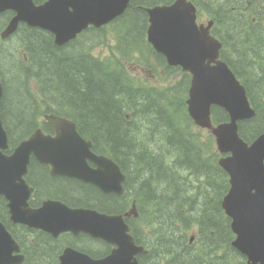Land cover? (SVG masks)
I'll list each match as a JSON object with an SVG mask.
<instances>
[{"label":"trees","instance_id":"trees-1","mask_svg":"<svg viewBox=\"0 0 264 264\" xmlns=\"http://www.w3.org/2000/svg\"><path fill=\"white\" fill-rule=\"evenodd\" d=\"M136 22L140 25L139 15L136 16ZM252 24L248 21L244 28L248 29ZM244 28L241 26L242 33L237 41L240 49L250 54L251 33ZM255 31L264 33L260 28ZM18 35L21 40L18 47L9 50L4 44H0V74L5 83L3 111L16 136L25 135L28 125L33 128L36 126V99L37 93H41L44 99L55 104L54 111L73 116L77 122L81 120V130L86 136L96 142L111 144L110 149L122 159H128L129 164L146 168L140 170L141 175L135 178L133 187L140 191L138 196L146 209L151 206L157 209L156 217L162 227L154 233L152 240L160 245L161 256H172L171 264H218L219 260L230 264L225 256L217 254V250L225 246L227 253L233 257L232 262L241 263L243 257L230 245L232 232L229 221L220 208V201L228 184L223 187L221 194L218 184L228 183V177L218 165L217 154L206 153L195 133L181 126L173 115L169 116L171 114L164 107L172 110L174 101L166 103L168 96L162 98L156 91L154 93L161 105L150 95L143 94L138 102L137 99L132 100L130 94L135 91V87L122 80L121 69H114L113 65L111 67L99 59L93 60L72 46L68 49L56 46L34 32V29L27 28ZM234 46L235 43L232 44V56L236 63L240 61V57ZM255 56L261 58L259 66L245 61L249 75L243 73L242 76L258 114V117L244 122V125L242 123L241 132L247 140L264 131V53L261 54L258 50ZM35 79L37 84L32 88V80ZM176 90L178 100L174 106L175 113L172 110V114L188 121L184 102L181 101L185 100L187 92L180 87ZM129 102L134 103L127 107L136 112L152 114L149 122L155 124L147 133L139 119L133 122L123 117L124 105ZM227 119L228 115L223 109H215L217 122ZM139 159H144V162L140 163ZM38 178L40 181L45 180L42 173ZM140 181L144 187L140 185ZM43 185L53 189L48 190L52 195L82 194L81 198H84L83 194L88 193L76 183L44 181ZM158 189H161L160 193ZM43 194L46 195L45 192ZM94 194L95 192L92 193L93 197ZM98 199L100 200L97 201L103 200L105 205H110L102 197ZM1 211L0 207V213ZM0 218L5 220L4 215ZM199 222L202 224L200 239L205 243V254L201 261L192 259L191 263H186L187 258L184 257L192 256L188 251L186 232ZM12 231L27 253L25 264L51 263L57 254L56 245L61 249L57 243L59 241L44 233L27 229ZM145 242L148 244L150 240L146 239ZM151 264L157 263L153 260Z\"/></svg>","mask_w":264,"mask_h":264},{"label":"water","instance_id":"water-1","mask_svg":"<svg viewBox=\"0 0 264 264\" xmlns=\"http://www.w3.org/2000/svg\"><path fill=\"white\" fill-rule=\"evenodd\" d=\"M82 1V0H81ZM129 0H97L94 7L79 13L64 9L59 13L53 11L52 0L37 6L33 0H0V11L13 9L16 15L11 19L3 35L15 31L19 23L26 21L33 25L44 26L58 35V43L63 44L74 37L77 27L89 22L101 24L122 13ZM76 3L82 4L76 0ZM194 7L187 0H178L171 6L156 7L150 10L153 27L150 35L156 46L167 53L172 62H182L185 69L194 74L190 90L189 110L198 124L212 129L217 135L220 149L234 152V155L222 161L230 172L232 187L224 197L222 206L233 217V229L238 233L234 242L242 252L247 254L251 264H264V200L247 192L254 186L251 177L253 171L262 168L264 154V136L253 148L240 139L237 132V121L253 113L245 87L236 79L227 64L218 61L217 65L205 63L206 59L214 61L217 50L213 46L212 36L196 33ZM58 14L61 15L58 17ZM214 40V41H213ZM2 89L0 85V102ZM213 104H221L230 110L231 120L214 127L211 119ZM55 136L39 129L25 140L13 154L6 155L1 149L9 147L8 133L2 125L0 114V193L9 200L12 219L30 227L42 228L58 236L62 230L71 229L75 232L86 231L96 237H103L111 242L123 244V240L114 235L113 228H107V215L99 216L94 212L71 210L58 201L48 200L38 209L29 207L28 188L24 176L27 173L30 156L34 154L42 162L52 164L61 172L77 175L92 181L101 187L97 178L99 171H92L84 166L80 171H71L76 164L68 158L80 160L79 149L89 147L76 133L74 123L65 118L49 116ZM77 143H85L76 148ZM100 163L95 156L84 155ZM64 161H60V159ZM92 174V175H89ZM95 176V177H94ZM259 194H261L259 192ZM6 226L0 221V264H17L22 256H13L19 250ZM136 251L129 246L120 245L112 255L105 259H93L89 255L80 254L67 249L61 256L60 264H138L134 260Z\"/></svg>","mask_w":264,"mask_h":264},{"label":"flooded vegetation","instance_id":"flooded-vegetation-1","mask_svg":"<svg viewBox=\"0 0 264 264\" xmlns=\"http://www.w3.org/2000/svg\"><path fill=\"white\" fill-rule=\"evenodd\" d=\"M39 1H43V0H39ZM204 1H207V0H204ZM144 3H145V0H140V4H144ZM200 14H202V12H200ZM148 23H149V19H148V15H147L146 30L148 29ZM29 29L30 30L34 29V32L39 33V35L42 36L45 39L48 38L47 41L49 40L53 44L58 46V43L56 41V36L51 31L46 30V29H39V28H36V27H29L28 30ZM97 30H98V28H96L94 26H89L86 29H84L81 33H79L75 40L79 41V39L81 37H83L84 35H86V34L91 35V34L95 33ZM93 41H95V39H93ZM70 43H72V42H68L65 45L62 44L63 45L62 48L66 47ZM79 44H80V48H83V49H85V48L91 49L92 48L91 41L88 42V44H89L88 47L85 45L86 44L85 42L84 43L79 42ZM113 159L115 160L116 163H119L121 166H122V162H123V164H125L124 166L126 167V169L123 168L124 171L125 172L128 171V173L130 175V178L128 176L129 181L127 179L126 182H125V192L123 194H104L99 189L94 187L93 184L84 182V181L79 180V179L67 177V176H56L53 179L48 178V179L40 181V179L38 178V175L40 173H42V171H44L46 174H48L50 176V174H49L50 173V168L48 166L43 165V163H41L40 161H38L35 158L32 159L33 166H35V168H36V173L34 175V179H35V182L38 183V186H40V187L42 186L44 181H49L51 183H56V182L76 183L79 186H81L82 188H86L87 189L89 187L93 191H94V188H95L99 192V194L105 199V201L113 204V206H112L110 211H112L114 213H117V214H125L127 212V210L129 209V206L133 205V202L130 200L131 196L135 195V194L139 195V193H140V191H137L133 187V182H134V179L137 176L141 175V171L140 170L143 171V168H135L134 165L128 163V159H115V158H113ZM141 161H143V160H140V162ZM91 165L93 167H95L94 164H91ZM134 170H135V172H134ZM134 175H136V176H134ZM140 185L144 187V184L142 185V181H140ZM141 186H140V188H141ZM43 187H45V186L43 185ZM45 188H48V187H45ZM83 191L84 192L87 191L88 193L87 194H85V193L83 194L84 198H81L82 194H77V195H80L81 200H84V201H97V200H100V199H98V197H101V196L98 195L97 193H95L94 197H93L92 196V193H94L93 191H90V190H83ZM126 220H127L128 224L131 225L133 231H135L137 228H139V218H138V216L136 214L131 213L130 215L126 216ZM110 250H111L110 246H107V251H110Z\"/></svg>","mask_w":264,"mask_h":264},{"label":"rangeland","instance_id":"rangeland-1","mask_svg":"<svg viewBox=\"0 0 264 264\" xmlns=\"http://www.w3.org/2000/svg\"><path fill=\"white\" fill-rule=\"evenodd\" d=\"M258 10V8H257ZM122 27L125 29L124 35H123V40L121 37L117 35H113L114 32V26L113 25H107L104 26L103 28L100 29L101 33L99 35H96L95 39V44L96 48L94 50V54L97 56L101 57H109L113 60L120 59L121 62H123L130 72L143 82L144 84L147 85H155V86H165L170 83H173L175 81H178L182 77V73L180 71H175V73L172 76V79H170L166 83H162L163 80L160 79V72L165 73V69L162 67H152L150 62H151V56L152 54H146V59L141 60V54L139 52H131V54L126 53L124 55V59L121 58V56L117 53L116 48L120 46V44L123 42V45L128 46V47H135V46H141L142 45V34L140 32V29L137 26V22L133 23H123ZM112 37L113 45L112 46L110 43V39ZM86 38H81V42L85 41ZM128 55H131V61H129ZM127 63H130L129 65ZM7 73V72H6ZM199 136L205 138V134L203 135L202 132L198 133ZM156 191V190H155ZM161 189H158V192L160 193ZM157 192V191H156ZM163 213V212H161ZM163 215V214H162ZM164 216V215H163ZM167 218V216H164ZM195 234V233H194ZM184 258H189L188 255H186ZM192 258V256L190 257ZM218 264H221L218 262Z\"/></svg>","mask_w":264,"mask_h":264},{"label":"bare ground","instance_id":"bare-ground-1","mask_svg":"<svg viewBox=\"0 0 264 264\" xmlns=\"http://www.w3.org/2000/svg\"><path fill=\"white\" fill-rule=\"evenodd\" d=\"M91 128V127H90ZM102 138V137H101ZM105 138V137H104ZM105 141V140H104ZM110 141V140H109ZM107 142V141H106ZM112 142V141H111ZM122 145V144H121ZM124 146V145H123ZM114 148V147H113ZM118 148V147H117ZM119 149V148H118ZM118 149L116 150V151H118ZM152 149V148H151ZM135 150V149H134ZM175 153V152H174ZM121 153H119V155H120ZM134 156V155H133ZM125 159V158H124ZM140 160V159H139ZM126 161V160H125ZM125 165V164H124ZM126 168V167H125ZM133 168V167H132ZM161 168H163V167H161ZM170 170H172L171 168H169ZM162 171V170H161ZM185 171H186V169H185ZM134 172H135V170H134ZM137 172V171H136ZM159 172V171H158ZM172 173V172H171ZM134 176H136V175H134ZM173 176V175H172ZM151 178V177H150ZM133 179V178H132ZM134 181H135V179H134ZM145 183H146V181H145ZM148 184V183H147ZM145 238H142L141 239V243H143V244H147L146 242H145Z\"/></svg>","mask_w":264,"mask_h":264}]
</instances>
